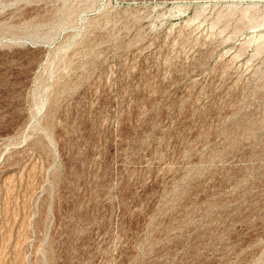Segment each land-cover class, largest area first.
I'll return each mask as SVG.
<instances>
[{
    "label": "rangeland",
    "instance_id": "374dc122",
    "mask_svg": "<svg viewBox=\"0 0 264 264\" xmlns=\"http://www.w3.org/2000/svg\"><path fill=\"white\" fill-rule=\"evenodd\" d=\"M0 264H264V0H0Z\"/></svg>",
    "mask_w": 264,
    "mask_h": 264
}]
</instances>
